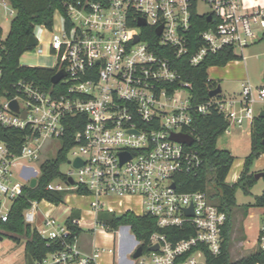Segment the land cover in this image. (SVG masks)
Returning a JSON list of instances; mask_svg holds the SVG:
<instances>
[{
	"label": "built area",
	"instance_id": "built-area-1",
	"mask_svg": "<svg viewBox=\"0 0 264 264\" xmlns=\"http://www.w3.org/2000/svg\"><path fill=\"white\" fill-rule=\"evenodd\" d=\"M205 1L210 9L204 14H212L208 21L212 24L201 32L203 45L193 53H189L192 0L78 1L68 6L60 26L49 30L42 25L49 32L42 44L34 33L38 44L33 48L46 46L48 51L37 53L54 55L56 64L51 68L64 70L65 75L53 84L57 88L21 79L12 84L13 91L0 94V125L26 131L17 153L0 139V222L8 220L11 208L4 201L12 204L32 178L38 180L45 141H61L65 118L85 115L69 151L73 171L47 185L52 191H69L64 201L33 200L24 211L25 221L54 248L35 264H99L100 248L85 251L81 231L73 232L69 223L80 229L88 224L90 231L100 226L106 231L109 224L99 219L101 212L148 214L159 228L185 234L171 240L156 231L147 248L138 241L128 250L133 256L143 246L141 255L133 256L135 264H206L207 252H221L225 211L207 192L178 187L182 175L196 174L203 164L193 147L197 140L193 113L208 115L216 109L229 122L227 132L245 126L251 131L254 118L264 110V80L259 86L245 82L238 94L225 96L222 92L220 97L194 104L192 83L183 81L171 58L160 52L169 49L177 57L189 54V63L196 66L226 47L235 52L244 49L264 38V7L245 11V0ZM0 6L6 14L15 15L8 0H0ZM141 19L146 23L143 26L138 24ZM159 26L161 34L156 32ZM144 29L158 37V46H151ZM4 39L0 38V61ZM2 80L0 65V87ZM13 101L18 111L13 110ZM173 133L189 134L195 141L183 144L172 139ZM123 153L130 154L124 162ZM78 158L83 164L77 167ZM81 187L88 192L77 191ZM69 197L88 200V208L72 217ZM126 200L135 205L125 204ZM42 203L46 209L40 208ZM129 238L124 234V245L131 243ZM155 245L158 249L152 250ZM256 245L264 248V225Z\"/></svg>",
	"mask_w": 264,
	"mask_h": 264
},
{
	"label": "trees",
	"instance_id": "trees-1",
	"mask_svg": "<svg viewBox=\"0 0 264 264\" xmlns=\"http://www.w3.org/2000/svg\"><path fill=\"white\" fill-rule=\"evenodd\" d=\"M16 13L11 21L9 32L5 37L4 50L0 65L3 69V80L0 87V94L4 90H12V84L21 80L35 81L44 88H57L53 86L52 77L57 68L29 66L21 63V56L28 50L27 42L31 35H34L35 28L38 25H44L51 30L54 26L55 13L59 11L62 16H67L68 6L77 4L78 1L86 0H8ZM199 0H192L191 6V29L190 52L193 53L203 45L201 32L211 26L206 19V14L197 11ZM3 29L0 26V38ZM143 34L149 39L151 46H158V37L153 31L143 30ZM264 39V38H263ZM163 55L171 58L177 67L181 79L189 81L193 85V103L199 104L209 101L212 97L210 93L215 89L219 82L209 75V69L213 66H226L233 60L243 59L238 55L234 48L226 47L222 51L209 54L198 65L192 66L189 63V54L177 57L169 49H164ZM264 80V72H263ZM217 97H220L218 95ZM85 115L68 116L65 118V134L61 139V147L54 157L46 158L40 165V176L35 186L26 185L22 196L16 198L9 211L8 220L0 222V236L8 235L17 242L25 238L24 261L25 264H35V262L49 251L52 246L47 245L39 232L25 221L24 211L31 206V201L46 199L56 204L64 201V197L69 191H52L47 185L52 180L63 177L61 165L68 160V153L74 145L75 133L83 127ZM193 125L196 128L197 136L194 148L201 155L203 164L196 174H184L180 177L182 191H205L219 208L225 211L227 220L222 228V248L218 255L210 252L206 254V264H264V248L257 246L247 254L234 259L231 255L232 231L234 226V209L237 206L236 192L240 188L245 193L256 182L252 167L255 161L264 153V118L257 115L254 118L250 141V153L244 158L243 168L238 180L229 183L226 178L235 161L232 152L226 148L218 146L219 137L229 126L225 116L214 109L208 115L193 113ZM25 130L4 128L0 125V139L7 142L14 152H19L25 140ZM264 171V168L263 170ZM178 183V182H177ZM77 191L86 193L88 190L84 187ZM256 206L264 207V192L256 198ZM78 211H73L72 217H75ZM99 219L109 223L110 227L118 228L120 225H129L138 241L143 242L144 248H147L152 233L164 232L171 240H177L185 236L174 228L161 229L157 226L156 219L148 214L139 216L133 212L115 214L101 212ZM70 224L73 232H80L81 229Z\"/></svg>",
	"mask_w": 264,
	"mask_h": 264
},
{
	"label": "rangeland",
	"instance_id": "rangeland-1",
	"mask_svg": "<svg viewBox=\"0 0 264 264\" xmlns=\"http://www.w3.org/2000/svg\"><path fill=\"white\" fill-rule=\"evenodd\" d=\"M262 6L264 7V0H245L243 4V10L250 11L255 7ZM209 6L207 5L205 0H199L197 4V11L201 14L206 13L209 11ZM14 15L6 14L3 7L0 6V26L3 29L2 37L5 38L9 32L10 24L13 19ZM62 21V15L59 11L55 13L54 22L58 24ZM35 33L40 39V44L49 37L48 30L43 27L42 25H38L35 28ZM48 51L46 46L40 45L37 48L30 49L26 51L21 56V63L25 65H40L46 67H52L56 64V58L54 55L49 57L41 56L37 53V51ZM51 50L49 51V53ZM236 53L238 55H243L244 62L236 63L235 61L231 62V66L236 70L235 75L228 74V66H220V67H212L209 69V75L211 78L217 80L222 86L223 95L230 96L238 94L242 86L245 82H250L253 86H259L263 82V72H264V39L261 41L251 44L244 49H237ZM237 61H242L239 59ZM256 107L259 108L260 105L256 104ZM218 146L220 148H229L235 157V161L232 165V168L227 176L228 182H231V174L237 168V163L240 162L242 158H245L251 149V141L250 135L246 132H239L237 128L232 127L231 133L225 131L218 139ZM61 147V141L58 139H48L44 143V148L42 152V157L40 161H43L46 158L54 157L59 148ZM71 158L70 153H68V159ZM39 167V164H37ZM255 163L252 167V172H258L263 170L254 168ZM73 171V165L68 162H64L61 165V172L63 174H68ZM264 192V177H260L256 180L253 187L250 189L249 193H245L242 189H238L236 192V199H237V206L234 209V226L232 231V244H231V255L232 258H237L243 254H247L254 250L257 245L251 246L248 242H246V236L249 241L254 240L252 229L246 234L244 231V222L248 217L249 210H252L251 213L255 214V218H251V224L254 221V230L257 234H259V230L264 225V207L256 206V198L262 195ZM71 200V197H69ZM73 203L76 202L77 204L81 205V209L84 210L88 208V200L86 199H77L72 200ZM4 206L9 208L11 206V200H5ZM41 209H46V205L44 203L40 204ZM62 206L60 209L56 210V214H59L61 211ZM65 214L62 216L61 220L65 219ZM80 216V213L76 214L75 217ZM249 222V223H250ZM39 225L41 223H38ZM101 227L98 226L92 235H90V239L97 243L101 249L102 247L107 249L112 248L115 252V264H119L118 261V229L110 227L106 228L107 231L110 233H114L113 239H111V234L102 230L100 232ZM87 233V229L83 228ZM107 240L104 241L105 237ZM84 237V236H83ZM122 237V234H121ZM132 242V239L131 241ZM83 245V242L81 243ZM25 246V238L22 239L21 242L15 241L8 235L0 236V263H9V259L13 262L11 264H23L24 256H23V249ZM107 260L109 257H106ZM110 261V259L108 260ZM125 264H135L134 258L132 255H129L128 252L125 253L124 256ZM109 263V262H108Z\"/></svg>",
	"mask_w": 264,
	"mask_h": 264
},
{
	"label": "crops",
	"instance_id": "crops-1",
	"mask_svg": "<svg viewBox=\"0 0 264 264\" xmlns=\"http://www.w3.org/2000/svg\"><path fill=\"white\" fill-rule=\"evenodd\" d=\"M61 23H62V21L59 22L58 24H55L54 23V25L60 26ZM243 60H244V57H243L242 61H240V62L237 61V60H233V61H235L236 63H242V62H244ZM233 61H231V62H233ZM231 62H229L225 67L228 66V74L229 75H235L236 74L235 73L236 70L230 65ZM213 67H219V66H213ZM259 108H257V110H259ZM234 128H237V130L239 132H241V133L246 132L249 135L251 134L250 128L248 126H245L243 128H238V127H234ZM229 133H231V128H230V132ZM226 149H229V148H226ZM243 163H244V158H242L240 160V162L237 163L238 166H237L236 170H234L233 173L231 174L232 179H231V182H229V183H234V182H236L238 180V177L241 174V171H242V168H243ZM263 167H264V153L255 161L254 168H256V169L259 170V169H261ZM226 181L228 182L227 178H226ZM72 200H77V199H73L72 198ZM72 200H71V206L74 207L73 211H78L79 213H81V208H82L81 205L77 204L76 202L73 203ZM126 201L127 202H125V204L128 203V205H135L134 203H131L129 200H126ZM251 211L252 210H249L248 217H247V219L244 222V231H245L246 234L249 232L250 229H252L254 231V233H253L254 240L252 241V243H251V241L248 240L247 236H246V242H248L249 244H251V246H255L259 234H257L255 232V230H254V221L252 222V224L250 222L251 221V218L252 219L255 218V214H252ZM87 225L88 224H85L84 227H82V229H81V240H80V243H81V241L83 242V245L81 244L82 248L85 251L89 252L95 246L96 247H99L100 248L99 264H115V256L116 255H115V252L113 251V249L110 248V249H107L106 250L103 247L101 249V247L97 243H94L90 239V235L93 234L94 230H91V231L88 230L87 229ZM83 228L87 229V233L88 234L84 233L85 231L83 230ZM100 232H102L101 229H100ZM106 232H109V231L106 230ZM119 233H120V236H118V255L117 256H118L119 264H125V262H124L125 253L128 252V250H131L135 246V244L138 243V240L136 239V237H135L134 233L132 232V230H131V228H130L129 225H126V226L122 227L120 230H118V234ZM110 234H111V237L110 238L113 239V237L115 236L114 233H110ZM121 234H122V237H121ZM124 234H126L128 237L130 236V238L132 239V242L129 243L128 246H126V245L123 244V236H124ZM104 237H105V235H104ZM106 240H107V237H105L104 241H106ZM23 256H24V249H23ZM107 256L109 257L110 261H108L109 259L107 260V258H106ZM234 259H236V258H234ZM12 260L9 259L8 260L9 263L7 262V263H3V264H11L13 262ZM23 261H24V259H23ZM23 264H25V261H24Z\"/></svg>",
	"mask_w": 264,
	"mask_h": 264
},
{
	"label": "water",
	"instance_id": "water-1",
	"mask_svg": "<svg viewBox=\"0 0 264 264\" xmlns=\"http://www.w3.org/2000/svg\"><path fill=\"white\" fill-rule=\"evenodd\" d=\"M206 19H207V21H211L212 20V14H208L206 16ZM138 24L140 26H143L146 23H145V20L144 19H141ZM156 32H157V34H161V32H162V26H159L156 29ZM138 39H139V37L137 36L136 39H135V41H138ZM37 44H38V38L36 37V35H31L30 38H29V40H28V42H27V47L29 49H31L34 46H36ZM64 75H65V71L64 70H60V71L56 72L53 75V77H52V83L53 84H57L64 77ZM222 91H223V89H222L221 84H218V86L211 91L210 96L211 97H214V96H216L218 94H221ZM11 106H12L13 110L18 111V104H17L16 101H13L11 103ZM25 115L26 114L23 113V116H25ZM259 116L264 118V110H262L259 113ZM171 137H172V139H174V140H176L178 142H181L183 144H187V145H192L194 143V141H195V139H194L193 136H191L189 134H186V133H173ZM129 158H130V154H128V153L127 154L126 153H123L122 154V162L126 161ZM82 164H83V162L79 158L76 159L75 162H74V165L77 166V167L80 166V165H82ZM260 177H264V171H258V172H256L255 178L256 179H259ZM70 180H71V183H73L72 178ZM37 182H38L37 178H32L31 181H30V185L31 186H35L37 184ZM173 185H175V184H173ZM151 249L152 250H157L158 249V245L152 246ZM142 251H143V246L140 245L137 248V250L135 251V253L133 254V256L134 257L140 256L141 253H142Z\"/></svg>",
	"mask_w": 264,
	"mask_h": 264
}]
</instances>
